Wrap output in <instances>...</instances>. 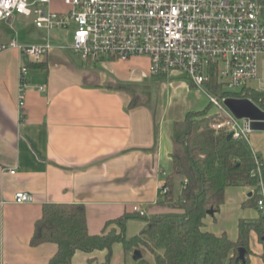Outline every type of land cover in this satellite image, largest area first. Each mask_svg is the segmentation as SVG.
<instances>
[{
	"label": "crops",
	"instance_id": "crops-1",
	"mask_svg": "<svg viewBox=\"0 0 264 264\" xmlns=\"http://www.w3.org/2000/svg\"><path fill=\"white\" fill-rule=\"evenodd\" d=\"M49 8L62 12L67 7L63 0H49ZM33 25L32 17L21 14L0 20V44L43 43L46 33ZM69 35L51 32L52 48L38 62H28L17 48L0 51V264H46L54 254V243H29L44 203L84 204L90 234L100 233L107 220L131 214L135 203L146 216L163 211L158 201L171 171L174 122L208 104L181 71L151 75L147 57L83 61L69 48ZM24 63L27 86L20 110L17 94ZM263 64L260 55L258 81ZM250 136L258 141L264 134ZM250 145L264 159V145ZM181 181L174 176L176 193ZM17 191L30 193L33 201L13 202ZM252 191L247 184L226 187L218 211L204 217V228L235 240L238 220L259 215L253 206L243 205ZM145 225V219H128L126 236ZM120 246L113 245L111 264L126 263ZM249 248V264H264L254 231ZM89 257L102 260L104 252L76 251L71 264H90Z\"/></svg>",
	"mask_w": 264,
	"mask_h": 264
},
{
	"label": "built area",
	"instance_id": "built-area-1",
	"mask_svg": "<svg viewBox=\"0 0 264 264\" xmlns=\"http://www.w3.org/2000/svg\"><path fill=\"white\" fill-rule=\"evenodd\" d=\"M63 3L66 10L56 12L49 8V0H0V20L14 14L30 16L34 25L47 35L38 44L21 45L14 40L1 43L0 51L17 48L28 62H38L52 48L50 33L63 30L71 32L69 48L83 61L147 57L151 75L181 71L194 88L206 95L220 117L212 124L214 128H223L232 132V138L250 143L252 130L248 119L234 117L224 99L251 100L244 94L251 89L248 81L257 78L258 58L264 55V0H63ZM26 72L24 63L20 66L17 94L20 110L24 105ZM214 76L223 90H240L236 93L241 95L211 92L207 85ZM38 90L44 91V87L39 86ZM253 157L259 192L256 209L263 217L264 229V162L254 150ZM166 190L160 187L162 195ZM32 201L33 196L25 191H17L13 196V202L18 204ZM131 212L146 216L140 204H132Z\"/></svg>",
	"mask_w": 264,
	"mask_h": 264
},
{
	"label": "trees",
	"instance_id": "trees-1",
	"mask_svg": "<svg viewBox=\"0 0 264 264\" xmlns=\"http://www.w3.org/2000/svg\"><path fill=\"white\" fill-rule=\"evenodd\" d=\"M216 81L214 76L207 85L211 92L241 95L223 90ZM244 96L264 109L263 90L251 88ZM219 120L218 113L208 102L202 110L190 111L183 120L174 122L171 171L162 184L167 190L158 201L163 211L142 217L133 212L125 213L107 220L100 233L90 234L84 204L44 203L40 217L34 222L30 245L46 242L56 245L46 264H71L76 251L87 254L103 251L102 260L89 257L88 263L111 264L115 243L122 245L125 257H132L133 264H249V235L254 231L262 245L260 256L264 260L261 215L252 220L239 219L235 240L204 228V217L210 210L212 214L218 211L226 187L247 184L254 188L244 206L256 209L259 197L250 143L243 138H228L225 129L214 128L212 124ZM262 170L264 174V165ZM174 176L182 177L177 193ZM130 218L145 219L146 225L137 234L127 237L126 222ZM240 247L245 249L243 260L238 256ZM134 251L138 255H134Z\"/></svg>",
	"mask_w": 264,
	"mask_h": 264
},
{
	"label": "water",
	"instance_id": "water-1",
	"mask_svg": "<svg viewBox=\"0 0 264 264\" xmlns=\"http://www.w3.org/2000/svg\"><path fill=\"white\" fill-rule=\"evenodd\" d=\"M224 105L237 119H248L252 131H264V110L248 98L227 97L224 99ZM227 137L232 138V132H229ZM208 213L212 214V211ZM238 251L239 258L243 260L245 249L240 247ZM134 255H138V252L134 251Z\"/></svg>",
	"mask_w": 264,
	"mask_h": 264
},
{
	"label": "rangeland",
	"instance_id": "rangeland-1",
	"mask_svg": "<svg viewBox=\"0 0 264 264\" xmlns=\"http://www.w3.org/2000/svg\"><path fill=\"white\" fill-rule=\"evenodd\" d=\"M29 19L31 20V18H29ZM28 29L32 30V25H30L28 27ZM61 32H64V31L61 30ZM66 40H67V42H69V41L71 42V32H70V35L66 38ZM260 61L261 60L259 59V65H260ZM263 68H264V64H263ZM258 77L261 78L259 81L256 80V79L249 80L247 86L254 87V88H257V89L258 88H264V73H263V75L259 73ZM239 91L240 90L235 91V89H234L231 92H239ZM252 132H254L255 134H264V132H259V131H257V132L252 131ZM249 140H250L252 146L255 147V148H257L261 144L264 145V137H260V139L257 141L252 136H250ZM120 250H122L121 246H120ZM119 254H120V252H119ZM125 259H126V264H132L131 263L132 259H130V257L127 256V257H125Z\"/></svg>",
	"mask_w": 264,
	"mask_h": 264
}]
</instances>
